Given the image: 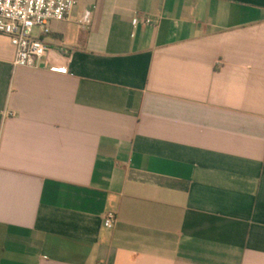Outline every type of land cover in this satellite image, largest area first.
<instances>
[{"label":"crops","instance_id":"obj_1","mask_svg":"<svg viewBox=\"0 0 264 264\" xmlns=\"http://www.w3.org/2000/svg\"><path fill=\"white\" fill-rule=\"evenodd\" d=\"M49 28L36 68L0 33V264H264V0Z\"/></svg>","mask_w":264,"mask_h":264},{"label":"built area","instance_id":"obj_2","mask_svg":"<svg viewBox=\"0 0 264 264\" xmlns=\"http://www.w3.org/2000/svg\"><path fill=\"white\" fill-rule=\"evenodd\" d=\"M79 0H0V33L10 39L15 48V67H40L47 58L49 47L43 36L48 35L52 22H64L69 19ZM90 23V13L83 19ZM137 25L157 24L152 18L137 15ZM40 28V36H34V30ZM117 215L109 212L104 218V225L113 228Z\"/></svg>","mask_w":264,"mask_h":264},{"label":"rangeland","instance_id":"obj_3","mask_svg":"<svg viewBox=\"0 0 264 264\" xmlns=\"http://www.w3.org/2000/svg\"><path fill=\"white\" fill-rule=\"evenodd\" d=\"M40 32H41V29L40 28H36L34 30V36H39Z\"/></svg>","mask_w":264,"mask_h":264}]
</instances>
